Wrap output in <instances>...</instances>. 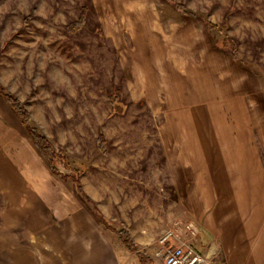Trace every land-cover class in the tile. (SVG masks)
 <instances>
[{
    "label": "rangeland",
    "instance_id": "1",
    "mask_svg": "<svg viewBox=\"0 0 264 264\" xmlns=\"http://www.w3.org/2000/svg\"><path fill=\"white\" fill-rule=\"evenodd\" d=\"M179 1L217 25L222 32L210 29L220 42L224 34L236 38L237 55L264 79V0ZM154 2L165 19L189 17L162 0ZM84 4L89 6L88 23L79 32L68 31L67 25L79 17ZM98 24L93 0H0V82L24 103L33 123L55 147L67 153L71 166L58 161L62 174L83 169L84 190L110 224L115 229L123 224L130 228L140 251L151 259L146 264H165L153 248L165 232L177 231L187 218L171 189L157 133L162 117L141 102L131 103L124 115L113 113L108 91L114 83L121 84L128 102L127 72L112 41L100 36ZM100 133L107 139V154L96 145ZM27 142L41 158L39 170L27 164V156L22 158ZM31 142L27 129L0 97V264H7L14 254H31L30 246L22 245L36 242L39 236L29 231L41 233L38 228L46 221L38 219L37 228L33 218L19 223L16 210L23 205L16 196L26 193L25 185L30 184L26 179L19 185L22 176H33L30 179L42 196H46L44 180L55 185L54 193L63 197L57 212L68 210L69 196L73 206L80 204L82 211H89L71 181L52 174ZM47 202L51 213L50 198ZM95 221L105 242L115 248L119 263L140 264L118 234ZM69 226L76 227L71 222ZM77 237L73 234L75 241ZM16 244L21 245L19 251Z\"/></svg>",
    "mask_w": 264,
    "mask_h": 264
},
{
    "label": "crops",
    "instance_id": "2",
    "mask_svg": "<svg viewBox=\"0 0 264 264\" xmlns=\"http://www.w3.org/2000/svg\"><path fill=\"white\" fill-rule=\"evenodd\" d=\"M93 1L104 37L124 60L128 101L162 117L157 133L187 218L177 235L215 264H264L263 74L237 52L215 50L202 21L163 18L154 0ZM28 147L22 158L39 170L41 158ZM31 177L18 183L30 181L16 196L23 205L17 218H33L35 228L38 219L46 221L41 233L29 231L36 242L22 245L31 254H14L7 264H121L90 210L73 206L69 196L68 210L57 212L63 197L55 185L44 180L42 196Z\"/></svg>",
    "mask_w": 264,
    "mask_h": 264
},
{
    "label": "trees",
    "instance_id": "3",
    "mask_svg": "<svg viewBox=\"0 0 264 264\" xmlns=\"http://www.w3.org/2000/svg\"><path fill=\"white\" fill-rule=\"evenodd\" d=\"M165 3H168L171 7L174 8L175 11L185 15L202 21L207 27L209 28H217L219 32L222 30L212 23L206 16L201 13H197L190 9L188 5L184 2L179 0H162ZM91 8L93 7L92 3L90 2ZM90 8V9H91ZM89 6L84 4L82 6L81 12L79 17L67 25V30L71 32H79L86 24L88 23V13H89ZM100 29V36L104 37L102 33V28L100 23L97 25ZM210 42L213 48L217 51H221L232 55L235 57V51L238 46V40L228 34H224L221 42L212 36L210 33ZM127 76V75H126ZM123 86L121 84L114 83L108 91V100L113 110V113L116 115H124L128 106L131 103L125 100V96H123ZM0 97L5 99L7 103L11 106L14 113L17 115L21 125H23L27 131L29 132L33 144L35 148L39 151V153L46 159L49 170L54 175H61L63 179L70 180L76 194H78L79 198L85 203L88 207L94 218L105 227L113 230L118 236L121 238V241L124 244V247L127 251L132 252L136 255L140 264H146L151 259L146 257L144 252H141L139 249V245L134 240L130 228L123 224L122 228H114L99 209L98 204L93 200L84 190L82 184V175L84 173L83 169L74 168L72 174H62L61 168L58 167V161L62 162L64 166L70 167V158L64 151L58 150L52 141L41 132L38 126L33 123L32 116L30 111L26 108L23 102L8 90L1 82H0ZM141 104V103H140ZM107 139L104 137L102 133H100L96 139V145L98 150L103 153L107 154L108 150L106 148ZM173 192L175 189L171 186ZM176 193V192H175Z\"/></svg>",
    "mask_w": 264,
    "mask_h": 264
},
{
    "label": "built area",
    "instance_id": "4",
    "mask_svg": "<svg viewBox=\"0 0 264 264\" xmlns=\"http://www.w3.org/2000/svg\"><path fill=\"white\" fill-rule=\"evenodd\" d=\"M153 249L155 255L161 257L165 264H215L212 256L196 251L174 230L165 232Z\"/></svg>",
    "mask_w": 264,
    "mask_h": 264
}]
</instances>
